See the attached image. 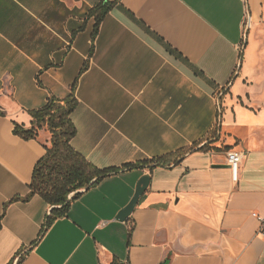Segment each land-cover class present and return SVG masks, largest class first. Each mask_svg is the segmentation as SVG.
Here are the masks:
<instances>
[{"label": "crops", "instance_id": "obj_1", "mask_svg": "<svg viewBox=\"0 0 264 264\" xmlns=\"http://www.w3.org/2000/svg\"><path fill=\"white\" fill-rule=\"evenodd\" d=\"M73 87L72 146L122 170L43 232L52 206L12 199L50 134L15 123ZM262 220L264 0H0V264H264Z\"/></svg>", "mask_w": 264, "mask_h": 264}, {"label": "trees", "instance_id": "obj_2", "mask_svg": "<svg viewBox=\"0 0 264 264\" xmlns=\"http://www.w3.org/2000/svg\"><path fill=\"white\" fill-rule=\"evenodd\" d=\"M109 3L99 6L97 19L100 21L109 10ZM78 106L75 87L66 98L52 97L48 103L30 111L33 120L31 126L15 123L14 132L22 138H37L41 130L50 134V144L45 145L46 154L37 163L30 192L24 198L15 197L12 201H28L39 194L51 206H55L47 215L44 231L58 218L66 215L73 201L83 193L79 190L98 185L105 178L118 173L122 168L101 169L88 161L72 146V139L77 134V127L72 120V113ZM218 134V128L214 131ZM167 158V157H166ZM166 158L146 161L145 164L167 163ZM140 164L126 166L127 169ZM74 194L72 197H70Z\"/></svg>", "mask_w": 264, "mask_h": 264}, {"label": "water", "instance_id": "obj_3", "mask_svg": "<svg viewBox=\"0 0 264 264\" xmlns=\"http://www.w3.org/2000/svg\"><path fill=\"white\" fill-rule=\"evenodd\" d=\"M149 182H150V176L149 175H145V176H143L140 179V181L138 182V185H137V188H136V192H135L133 198L131 199V201L129 202V204L119 212V214L117 216V219L118 220L125 221L132 214V212L134 211V209H135L136 205L138 204L140 198L142 197V195L148 189ZM87 190H88V188H85V189L79 190V192L84 193ZM73 195L74 194H72V196ZM54 207L55 206H52V208L50 209V211Z\"/></svg>", "mask_w": 264, "mask_h": 264}, {"label": "built area", "instance_id": "obj_4", "mask_svg": "<svg viewBox=\"0 0 264 264\" xmlns=\"http://www.w3.org/2000/svg\"><path fill=\"white\" fill-rule=\"evenodd\" d=\"M228 164L232 170V177L235 182L240 178L241 165L244 159V152L231 149L227 151ZM72 197V195L70 196ZM261 231L264 232V220H262Z\"/></svg>", "mask_w": 264, "mask_h": 264}, {"label": "rangeland", "instance_id": "obj_5", "mask_svg": "<svg viewBox=\"0 0 264 264\" xmlns=\"http://www.w3.org/2000/svg\"><path fill=\"white\" fill-rule=\"evenodd\" d=\"M216 135H217V133H216ZM212 137H216L214 132L212 133Z\"/></svg>", "mask_w": 264, "mask_h": 264}]
</instances>
